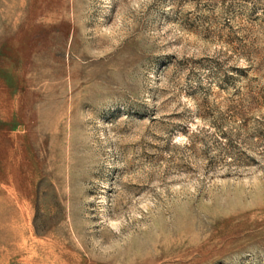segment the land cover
<instances>
[{
    "label": "rangeland",
    "instance_id": "374dc122",
    "mask_svg": "<svg viewBox=\"0 0 264 264\" xmlns=\"http://www.w3.org/2000/svg\"><path fill=\"white\" fill-rule=\"evenodd\" d=\"M0 264H264V0H0Z\"/></svg>",
    "mask_w": 264,
    "mask_h": 264
}]
</instances>
